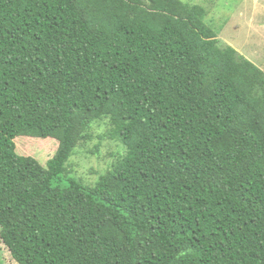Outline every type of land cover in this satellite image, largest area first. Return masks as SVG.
<instances>
[{"label": "trees", "instance_id": "obj_1", "mask_svg": "<svg viewBox=\"0 0 264 264\" xmlns=\"http://www.w3.org/2000/svg\"><path fill=\"white\" fill-rule=\"evenodd\" d=\"M206 16L181 0H0L14 261L264 264V71ZM104 120L126 153L92 187L68 179ZM18 137L59 145L44 167Z\"/></svg>", "mask_w": 264, "mask_h": 264}, {"label": "rangeland", "instance_id": "obj_2", "mask_svg": "<svg viewBox=\"0 0 264 264\" xmlns=\"http://www.w3.org/2000/svg\"><path fill=\"white\" fill-rule=\"evenodd\" d=\"M200 5L206 12V23L218 34L221 46H232L264 71V0H181ZM109 120L95 123L93 139L81 144L70 158L68 179L94 186L99 177L112 169L118 157L127 151L118 140L110 139ZM16 151L47 166L57 149L58 141L18 137ZM67 178L63 179L64 181ZM66 184V182H64ZM1 230V229H0ZM0 264H18L0 238Z\"/></svg>", "mask_w": 264, "mask_h": 264}]
</instances>
